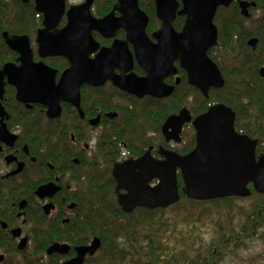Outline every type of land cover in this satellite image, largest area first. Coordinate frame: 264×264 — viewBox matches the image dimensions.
<instances>
[{
  "label": "water",
  "instance_id": "obj_1",
  "mask_svg": "<svg viewBox=\"0 0 264 264\" xmlns=\"http://www.w3.org/2000/svg\"><path fill=\"white\" fill-rule=\"evenodd\" d=\"M64 1L35 0L36 11L43 14L44 26L38 30L36 38L39 56H61L69 64L58 82L55 70L41 61H33L27 36L3 33L6 44L20 53V64H5L1 74L8 75L19 101L26 105L29 102L44 105L48 117L60 115V102L72 104L82 116V85L99 86L110 81L120 90L139 98L168 96L173 86L167 85L164 78L175 73V60L186 72L187 82L205 97L211 87L223 86V75L208 51L217 42V29L213 24L216 8L232 0H182L179 14H185L186 19L180 32L171 28L178 5L176 0H155L156 15L162 20L161 28L152 34L156 43L145 34L148 19L136 0H118L114 9L119 10L121 16L115 20L112 12L100 19L93 18L89 12L91 0H86L69 8L68 21L58 29ZM247 5L240 2L244 15H247ZM119 27L126 29V39L114 40L110 47H100L91 34L92 30H97L108 38L114 36ZM256 42V38L248 40L253 49ZM128 44L132 45L133 52ZM134 61L144 70V76L132 71ZM261 75H264L263 68ZM234 117L233 110L222 103L208 107L193 119L185 108L168 116L162 126L166 141L178 142L182 125L191 121L195 129V147L184 155L161 148L162 160L154 159L147 151L137 159L115 164L112 171L115 189L126 191L117 197L121 209L130 213L136 206L152 210L173 205L180 199L178 171L183 183L180 190L192 200L246 197L251 194L249 183L255 192L264 194V148L256 158L257 140L238 134L234 129ZM154 178L158 182L150 185ZM54 190L48 184L40 186L36 193L43 198L51 196ZM51 207V204L44 205L46 213ZM25 243L26 238H23L20 248H24ZM100 246V239L94 237L89 244L76 246V255L61 264H83ZM68 251V244L55 242L46 249V254Z\"/></svg>",
  "mask_w": 264,
  "mask_h": 264
},
{
  "label": "flooded vegetation",
  "instance_id": "obj_2",
  "mask_svg": "<svg viewBox=\"0 0 264 264\" xmlns=\"http://www.w3.org/2000/svg\"><path fill=\"white\" fill-rule=\"evenodd\" d=\"M11 1L13 3L4 0L0 7V264H21V260H24V257L28 255L34 259L36 247L41 242L38 234L42 233L50 236L55 234L56 238L58 237L47 248L55 242L69 245V251L66 254L47 255V248L42 254L43 264H50V262L51 264H61L76 255V246L87 245L94 237H97L92 236L86 244H76L66 240L67 232L77 233L80 240L83 238L82 231L86 215L83 204L79 201L85 199V203L88 202L89 190L93 181H95L97 189L101 191L100 187L102 185L104 187V183L107 182L105 179L108 182L111 180L112 188L110 190L103 188L102 191L106 192V196L119 206L118 194L126 191L124 189L116 191L115 189L116 180L112 174L115 164L129 159H137L147 151L154 159L162 160L164 157L159 153L161 148L181 155L187 154L196 144L195 129L191 121L182 125L178 142L166 141L162 131L166 118L172 114H178L181 109L185 108L193 119L214 104L226 105L223 102H215L204 111L195 113L193 110L195 95L185 88L182 78L185 77L186 83L206 99L209 97L210 91H219L224 84L220 88L211 87L205 97L196 87L187 82L186 72L180 67L179 61L175 60L173 62L175 73L164 78L167 85L173 86V91L168 96L156 98L145 95L139 98L120 90L110 81L99 86L82 85L80 88L82 116L72 104L60 102V115L50 118L46 114L47 108L44 105L36 102H29L26 105L19 101L16 97V87L9 82L7 74H1L5 64L11 63L15 66L20 64L18 59L20 53L6 44L3 33L27 36L33 61H41L55 70L56 82L69 64L61 56L43 58L39 56L36 38L38 30L44 26L43 14L36 11L35 0ZM85 1L65 0L64 12L56 28H62L66 24L68 21L67 11L71 6L83 4ZM117 2L118 0H91L89 12L96 19L103 18L112 12L115 20L121 16V12L114 9ZM176 2L178 5L171 22V28L174 32H180L186 16L179 14L183 7L182 0H176ZM240 2L248 3L246 6L247 15L242 14ZM136 3L148 19L144 26L145 34L151 42L156 43L152 34L162 26V20L156 15V2L155 0H136ZM232 5H236L240 16L249 22L251 19L255 20L261 16L264 0H232L228 5L217 6L213 17V24L217 29V42L208 51L211 59L210 52L218 48L220 40V29L216 17L220 10L228 9ZM148 8L153 9L156 21H150V16L145 11ZM7 23H10L11 29L4 28ZM91 34L100 47H110L114 40L126 39V29L123 27L117 28L114 36L108 38L97 30H92ZM252 38L257 39L254 49L248 44V40ZM258 43L259 39L256 36H251L246 40V45L252 51L256 50ZM128 47L133 52L132 45L128 44ZM96 52L90 56L93 57ZM256 57L259 56H255L254 59ZM52 58H62L66 61V65L62 68L53 66L48 62ZM214 62L222 73L218 63ZM136 67H138V71L135 70ZM262 68L264 69V63L258 66L260 77H264L261 75ZM132 71L137 76L145 75L144 70L136 61H134ZM175 91L184 94L182 104L175 112L167 115L162 122L151 123L147 113L144 114L147 109L146 102L152 104L151 114L158 111L157 116L160 117V114L163 115L162 106L165 104V99ZM84 93L89 101L83 100ZM230 108L235 114V131L257 140L255 148V157L257 158L261 154L256 153L259 140L239 130V125H250V123L246 120L239 121L235 110ZM121 109H125L127 112L122 113ZM135 112L137 114L133 117ZM256 116L251 114V119L257 120ZM118 136H122L123 139H118ZM179 176L178 171L177 183ZM157 182L158 180L154 178L149 184L155 185ZM48 184H51L55 190L51 196L41 198L36 191L40 186ZM247 187L252 193V184L249 183ZM46 204L52 205L48 213L44 209ZM137 208L144 207L136 206L133 211ZM23 238H26V243L24 248H20Z\"/></svg>",
  "mask_w": 264,
  "mask_h": 264
},
{
  "label": "trees",
  "instance_id": "obj_3",
  "mask_svg": "<svg viewBox=\"0 0 264 264\" xmlns=\"http://www.w3.org/2000/svg\"><path fill=\"white\" fill-rule=\"evenodd\" d=\"M3 1L0 0V7ZM262 10L261 16L251 19L248 26L245 25L247 19L240 16L236 5L218 12L216 21L220 40L218 48L211 51L210 56L218 63L225 78L221 90L210 91L206 99L186 83L185 77L182 78L185 88L195 95V113L204 111L212 103L223 102L235 110L239 121L250 123L239 125V130L259 140L257 154L262 153L264 147V77L258 73V66L264 63V8ZM145 11L150 21H156L152 8ZM4 28L11 29L10 23ZM251 36L259 39L255 51L246 45ZM252 53L259 57L254 59ZM48 62L59 68L66 65L62 58H52ZM135 70L138 71V67ZM183 98L184 94L177 91L166 98L162 106L163 115L158 117V111H154L155 114L149 117L151 123L162 122L167 115L175 112ZM83 100L89 101L85 93ZM151 105L146 102L144 114ZM121 112L127 111L121 109ZM251 114L257 115V120L251 119ZM118 139L123 138L118 136ZM178 179L180 199L176 203L165 209L137 208L129 214L124 213L102 191L103 188H112L111 180L108 182L105 179L107 182L100 187L101 191L93 181L88 202L85 203V199L79 201L86 215L83 238L80 240L77 233L67 232L66 240L86 244L92 236L101 239L100 248L83 264H230L228 260L239 257L251 242L260 240L264 243V194L252 189L251 195L244 199L252 197L246 206L239 205L237 200L240 198L237 197L197 201L181 192L183 183L180 176ZM205 225L211 229L208 241L201 235V227ZM38 237L41 242L36 247V257L27 258L21 264H43L42 254L58 238L55 234L50 236L45 233L38 234ZM232 260L233 264H264V250L241 258L239 262Z\"/></svg>",
  "mask_w": 264,
  "mask_h": 264
},
{
  "label": "rangeland",
  "instance_id": "obj_4",
  "mask_svg": "<svg viewBox=\"0 0 264 264\" xmlns=\"http://www.w3.org/2000/svg\"><path fill=\"white\" fill-rule=\"evenodd\" d=\"M80 1L81 0H71V2H80ZM246 25L248 26L249 25V22H246ZM252 55H253V57H255L254 56L255 54L252 53ZM147 111H148L147 112V115L149 117H152V115L154 114V113L151 114V111L152 110L150 111V109H148ZM244 199L245 198H243V200L242 199L237 200V203L239 205H241V206H246L247 204H249L252 201V197H250L248 200H244ZM201 235L203 236V238L206 241H208L209 238L211 237V229L208 228L207 225L202 226L201 227ZM263 250H264V243L263 242H261L260 240L253 241V242H251L249 244V246L246 249H244V250H242L240 252L239 257L231 258V259L228 260L227 263L233 264L234 261L232 259H236L237 262H239V259H241V258H248L249 256H253V255H256V254L262 252ZM27 258H31V257L29 255L28 256H25L24 257V260H21V262L22 261H25V259H27Z\"/></svg>",
  "mask_w": 264,
  "mask_h": 264
}]
</instances>
